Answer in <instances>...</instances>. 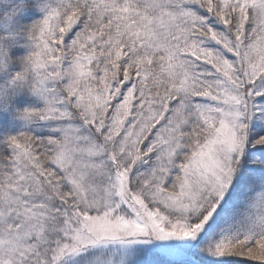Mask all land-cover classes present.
<instances>
[{"label": "snow or ice", "instance_id": "snow-or-ice-1", "mask_svg": "<svg viewBox=\"0 0 264 264\" xmlns=\"http://www.w3.org/2000/svg\"><path fill=\"white\" fill-rule=\"evenodd\" d=\"M0 112V264H264V0H0Z\"/></svg>", "mask_w": 264, "mask_h": 264}, {"label": "rangeland", "instance_id": "rangeland-1", "mask_svg": "<svg viewBox=\"0 0 264 264\" xmlns=\"http://www.w3.org/2000/svg\"><path fill=\"white\" fill-rule=\"evenodd\" d=\"M15 103L18 107H24L26 104H36L38 101L35 97L21 96L17 98ZM22 123V121L17 120L14 124H9L8 114L0 112V132L9 130L12 134H15L18 130H20Z\"/></svg>", "mask_w": 264, "mask_h": 264}]
</instances>
